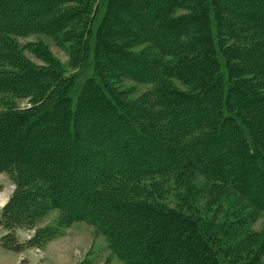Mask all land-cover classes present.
<instances>
[{"label":"trees","instance_id":"16d2710c","mask_svg":"<svg viewBox=\"0 0 264 264\" xmlns=\"http://www.w3.org/2000/svg\"><path fill=\"white\" fill-rule=\"evenodd\" d=\"M25 6L31 9L29 14ZM9 13L25 19V23L16 21V30L39 23L41 31L53 38L62 35L68 24H83L85 30L64 40L73 47L72 62L81 68L77 73L66 74L51 63L46 68L27 67L20 76L0 71V85L14 92V97L24 98L29 89L34 90L31 100L41 97L21 110L11 104L0 109V172L17 185L0 213V246L15 251L37 240L16 242L12 230L27 226L25 213L33 214L38 206L60 208L63 169L78 164L74 172L79 175L84 174L85 165L89 169L90 193L96 201L75 218L99 227L108 250L122 264H219L220 254L233 264L235 253L223 246H230L228 234L237 230V224L222 229L226 236L218 250L206 238L210 226L193 221L192 210H183L185 214L162 210L135 190L164 188V178L172 175L174 187L195 178L214 187L213 193L216 188L222 190L220 194L228 190L254 211L264 212V115H260L264 112L260 56L264 53V0H0V63L5 62L4 53H11L9 33L14 27L3 24ZM133 45L145 48L134 53ZM14 56L23 67L24 61ZM128 79L152 82L154 102H128L127 90H116ZM173 82L187 86L189 93L176 91ZM45 114L51 117L50 125L30 139V128L38 126ZM143 126L152 137L143 132ZM83 127L98 131L92 138L110 143L102 140L103 150L86 145L85 152H75L68 163L59 159L46 162L47 166L39 161L37 157L56 152L67 132L76 136ZM128 128L137 137L130 136ZM15 134H20L19 145L11 142ZM41 138L50 145V139H55L54 148L45 145L39 150L36 142ZM95 150L107 166L87 159ZM208 150L214 153L207 158ZM25 172L28 177L23 178L20 173ZM124 185L129 188L119 191ZM83 194L82 190L74 193L78 200H83ZM14 203L20 209L12 221L9 208ZM255 244L244 252L249 255L254 249L260 259L264 236ZM245 264L260 262L252 256Z\"/></svg>","mask_w":264,"mask_h":264},{"label":"rangeland","instance_id":"374dc122","mask_svg":"<svg viewBox=\"0 0 264 264\" xmlns=\"http://www.w3.org/2000/svg\"><path fill=\"white\" fill-rule=\"evenodd\" d=\"M12 5L15 4L11 3V7H13ZM26 10L28 11V14L31 11L29 8H26ZM181 11L182 10H178V13ZM89 12L90 9L86 10L84 17ZM0 16L2 17V15ZM30 18H32V15L28 16L27 19ZM125 18L126 17L124 16V19ZM3 21H5L3 24H10L12 27H14V29L11 30V33H9L11 40H9L10 43L8 44V47L11 49V53H4L3 60H5V62L0 63V71L2 74L9 73L20 76L26 72L25 68L27 67L46 68L49 63L63 69L66 74L77 73L76 69H79L80 66L76 61L72 62V58L74 57L73 47L70 45V41L64 40H67V37H71V34H73L72 37L75 38L77 31L80 32L82 29L85 30V26L83 24L78 26L77 24L72 23L71 25L68 24L69 27L66 26V24V30H64V33L62 35L58 34L56 38H53L41 31L39 28V23L37 27L26 26L20 29L17 28L18 30H16V21L17 23L19 21H21V23H25V19L21 20L19 14L9 13L8 18H3ZM135 26L138 28L137 23ZM149 41L154 40L150 39ZM132 48H134L132 51L134 52L135 50L134 53H136L137 51L145 48V46L133 45ZM14 55H18L24 61L23 67H20L22 62H19L20 60L18 61V58H16ZM260 56L263 58L262 61L264 62V53H261ZM254 63H256V61ZM263 64L264 63L261 64L262 67L264 66ZM256 67L259 68L260 66L257 64ZM171 84L175 90L181 94H184L185 92L189 93L187 92V86L176 82ZM116 90H127L125 98L128 100V102H132L133 104L134 102L144 99H146L147 102H154L155 100L153 96V83L149 81L139 82L128 79L117 86ZM33 91V89L26 90V93H28L24 98L14 97V92L4 89L0 85V109L8 106V104H11L16 110L29 107L32 101H38L41 99V97H35V99L33 98V100H31L30 96L34 94ZM158 95L159 94L156 92L155 96L157 98ZM56 110V114L59 115V110ZM260 115H264V112L260 111ZM50 118L47 114H45L44 118H42L38 123V126L35 127L34 125L30 128V131L27 134L30 136V139L33 138L34 134L42 133L43 128L45 127L44 125H50ZM89 125L90 124L87 126ZM74 127L78 128L76 125ZM20 128L22 129V127ZM96 129L98 131L100 130L98 126H94V130ZM98 131L91 132L89 131V127H83L82 131L80 130V132L77 133V137L73 136L74 133L69 131V133L67 132L68 135L61 139L62 142L60 144L59 142L56 143V145L59 144L57 146V149H59L54 150L56 151L55 153L50 154V157L45 154L44 159L41 156L37 158L41 163L45 164L46 162L59 159L66 160L68 163L70 162L71 157L77 154L75 152L78 151L80 154L85 152L84 146L86 145H91L94 149L103 150L105 149L104 145L102 144L103 139L99 137L92 138ZM126 132L132 137H137L131 128H128ZM143 132H145L147 136L152 137L148 133V127L143 126ZM166 133L167 130H165L164 134ZM62 134L65 135L64 132H62ZM19 136L20 134H15L14 138H11V142L19 145L20 142H17ZM199 136L200 134L197 135V137ZM50 140L52 142L51 145L47 138H41V140L38 139L36 142V145L38 146L37 148L39 150L44 149V147H46L45 145H50L49 148L52 146L54 148L56 141L54 142L55 139ZM104 140L109 142V140ZM21 144L22 146H26L25 144L27 143ZM75 147H80L82 150H76ZM149 148L151 150L152 147L150 146ZM96 151L97 150L94 151L95 154L93 153L92 155L87 156V159H89L93 164L107 166L106 160L101 159L99 157L100 155L96 154ZM211 153L214 152H212V150L205 151V154H207L206 157H210ZM32 154L36 156L34 152ZM84 156H86V154H84ZM77 166L79 165L76 164L73 168H70L69 165H67V167L63 169L65 175L63 179H61L58 189V192L61 193V197L59 199V203L61 204L60 208H43L38 206L33 214L31 212L29 213L27 210L28 212H26L25 215L23 214L26 218L24 219L25 223H22L28 225L15 226L12 230V235H15L16 242L18 241L21 244H25L32 237H37V240L35 239L31 241L27 247H16L15 251L5 250L0 246V264H122L118 258H116V256L111 254L108 250L107 241L99 227L89 222L83 221L81 218H78L81 214L87 211V208L91 207L90 204L92 202L95 203L96 198L94 194L90 193L91 182L89 181L87 175L89 170L87 165H85L83 175H79L78 173L74 172V168ZM96 170L97 168L95 166V171ZM15 172L19 174L20 170ZM20 175L23 178L28 177L27 172H25V174L20 173ZM175 178L176 177L173 175L171 177L164 178V180H166L163 183H166L164 188L161 186L148 188V186H146L143 187V189L138 188L135 191L139 192L138 195L145 199L146 202L148 201L147 203L151 204L150 202L153 201L155 205L158 204V206H161L162 210H181V212L184 214L186 212L183 210H192L191 213L194 215L193 221L200 225L208 224L210 226L209 228L211 230L210 233L206 234V238L215 243L218 250L219 245H221L219 243L222 242L223 238L226 236V233L222 229H230L234 227V224L235 226L237 224V230L228 234V242L230 243V246L225 247L224 245L223 247L225 249L223 250L235 253V255H232L235 256V258L232 257L234 261L233 264H245L247 263V259L250 260L252 256H256L260 264H264V254L259 259V256H257V253L254 251V249L249 253V255H246L244 252L247 246L251 247L255 244L253 240L256 241L255 245L260 244L263 240V211L260 213L254 211L252 208L245 205V203L233 198L228 190H225L227 193L222 192V194H220L222 190L216 188L215 193H213L211 188L214 187L207 185L205 182L199 179L190 178L189 180H182L180 181L179 185H177V187H174L171 181H175ZM13 180L15 181V179ZM14 181L10 180L6 173L0 172V200L5 203L3 207L9 202L15 191H17V185L15 184L16 181ZM124 187H126V189L129 188L128 185H124L122 188H119V191H122ZM77 190H82V193L86 194V196L83 197V200H78L75 197L74 193ZM217 192H219L220 195ZM8 206H10V204ZM3 207H0V213ZM19 209L20 208L17 207L15 203L10 206L9 214L12 216V221L15 219V214H19ZM29 215H33L36 219H30ZM76 216L78 217L75 218ZM231 223L233 225H231ZM51 232L55 234L51 239L48 240V236L51 235ZM2 235L3 232L0 228V238ZM254 236H257V238L255 239ZM35 241L37 246H34ZM246 256L247 258H245ZM226 257L229 258L226 254H220L218 258L219 264H229L230 261Z\"/></svg>","mask_w":264,"mask_h":264},{"label":"crops","instance_id":"0c3cea01","mask_svg":"<svg viewBox=\"0 0 264 264\" xmlns=\"http://www.w3.org/2000/svg\"><path fill=\"white\" fill-rule=\"evenodd\" d=\"M4 204H5V203H4L2 200H0V207H1V206L3 207Z\"/></svg>","mask_w":264,"mask_h":264}]
</instances>
